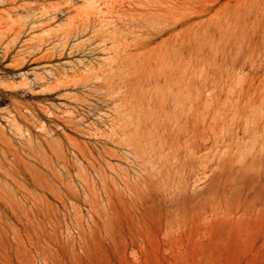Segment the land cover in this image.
Instances as JSON below:
<instances>
[{"label": "rangeland", "instance_id": "1", "mask_svg": "<svg viewBox=\"0 0 264 264\" xmlns=\"http://www.w3.org/2000/svg\"><path fill=\"white\" fill-rule=\"evenodd\" d=\"M0 264H264V0H0Z\"/></svg>", "mask_w": 264, "mask_h": 264}, {"label": "bare ground", "instance_id": "2", "mask_svg": "<svg viewBox=\"0 0 264 264\" xmlns=\"http://www.w3.org/2000/svg\"><path fill=\"white\" fill-rule=\"evenodd\" d=\"M23 137V136H22ZM30 142V141H29ZM184 192V191H183ZM169 194V193H168ZM173 197V196H172ZM169 198H170V195H169Z\"/></svg>", "mask_w": 264, "mask_h": 264}]
</instances>
